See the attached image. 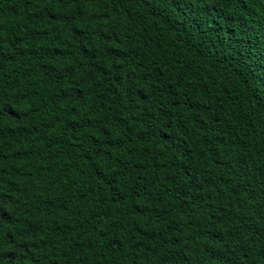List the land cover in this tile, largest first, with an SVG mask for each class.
Here are the masks:
<instances>
[{
	"label": "trees",
	"instance_id": "trees-1",
	"mask_svg": "<svg viewBox=\"0 0 264 264\" xmlns=\"http://www.w3.org/2000/svg\"><path fill=\"white\" fill-rule=\"evenodd\" d=\"M0 264H264V0H0Z\"/></svg>",
	"mask_w": 264,
	"mask_h": 264
}]
</instances>
